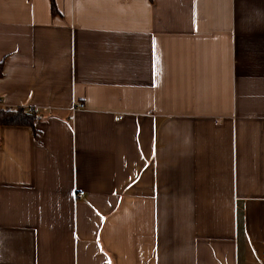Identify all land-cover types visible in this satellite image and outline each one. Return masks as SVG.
<instances>
[{"label":"crops","instance_id":"1","mask_svg":"<svg viewBox=\"0 0 264 264\" xmlns=\"http://www.w3.org/2000/svg\"><path fill=\"white\" fill-rule=\"evenodd\" d=\"M52 2L0 0V264H264V0Z\"/></svg>","mask_w":264,"mask_h":264},{"label":"trees","instance_id":"2","mask_svg":"<svg viewBox=\"0 0 264 264\" xmlns=\"http://www.w3.org/2000/svg\"><path fill=\"white\" fill-rule=\"evenodd\" d=\"M50 1L51 14L55 13L52 0ZM37 119V113H28L25 109L0 110V126H25L32 128Z\"/></svg>","mask_w":264,"mask_h":264},{"label":"built area","instance_id":"3","mask_svg":"<svg viewBox=\"0 0 264 264\" xmlns=\"http://www.w3.org/2000/svg\"><path fill=\"white\" fill-rule=\"evenodd\" d=\"M81 108H82V105H81V104H78L77 107H74V108L72 109V111H75V110H77V109H81ZM26 111H27L28 113H37V110H34V109H27ZM69 119H70V118H69ZM117 119H120V118H117ZM77 195H78V196H82V193L79 192Z\"/></svg>","mask_w":264,"mask_h":264}]
</instances>
